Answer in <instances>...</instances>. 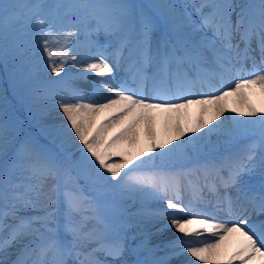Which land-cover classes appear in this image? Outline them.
I'll list each match as a JSON object with an SVG mask.
<instances>
[{"label":"snow or ice","instance_id":"6c2138e0","mask_svg":"<svg viewBox=\"0 0 264 264\" xmlns=\"http://www.w3.org/2000/svg\"><path fill=\"white\" fill-rule=\"evenodd\" d=\"M0 14L13 87L30 113L62 114L43 128L62 154L26 136L0 162V264H169L185 253L195 258L185 264H264V181L245 179L264 171V108L241 92L264 95V0H4ZM233 94L247 111L226 114ZM192 104L201 117L186 128L179 116ZM141 129L147 154L129 156ZM13 130L0 123V151ZM240 139L239 150L213 153ZM160 220L158 232L179 235L152 245L148 225ZM233 234L240 243L221 258Z\"/></svg>","mask_w":264,"mask_h":264},{"label":"rangeland","instance_id":"374dc122","mask_svg":"<svg viewBox=\"0 0 264 264\" xmlns=\"http://www.w3.org/2000/svg\"><path fill=\"white\" fill-rule=\"evenodd\" d=\"M4 2V0H0V3ZM7 2H15V0H7ZM178 2H184V0H178ZM1 22H3L2 14H0V26ZM10 29L12 31V26H10ZM0 44H2V39L0 38ZM39 67L41 69L45 68V65L43 63V58L39 57ZM70 71L72 73H75L77 71L76 68H70ZM3 79V80H2ZM11 81L4 69V66L0 64V123H2L5 119H7L10 123V125L13 126L14 130L10 131L9 133V143L7 145V152L12 148L14 149L20 141H22L26 136H31L34 138L38 143L39 141L43 140L44 143L42 145H45L47 148H49L52 152L60 155L61 147L59 140H54L51 136L45 134L43 131V128L47 125H53V124H59L62 118V114L53 112L50 115H47L45 117H39L35 113H30L28 106L24 103V101L21 99H18L19 92H21V89L19 86L16 88L13 87V85H10ZM90 84V85H88ZM77 85L84 89L85 91H89L91 89V83L90 81L85 80H79L77 81ZM22 93V92H21ZM104 95H107L106 93ZM11 96V99H10ZM94 99H96L98 102L103 103L104 100L100 96H95ZM251 103L255 108H258L256 104L253 102ZM25 109H28V111H25ZM259 109V108H258ZM108 113L104 114L103 116H100L96 118V122L98 123L101 119L106 118ZM163 116V115H162ZM199 116H195L192 121H190V124L186 126L184 123L185 121L180 118L179 121L182 125H184L186 128H190L195 125L197 119ZM165 119V114L161 118L160 123L158 124V127L156 128L157 138L159 141H161L162 134H161V126L163 123V120ZM211 140L213 142L216 141V137H211ZM237 142L238 146H237ZM247 141L240 139L238 141L225 144L223 141L220 143H217L215 145V148L213 149V153L222 156L226 154L227 152H234L241 148L243 144H245ZM4 151H0V160L3 156H5ZM126 154L129 155L128 150L126 151ZM76 155L78 156L79 153L77 152ZM112 162L116 163L119 162V157H113ZM135 162V161H134ZM258 172V170H255ZM160 207L164 206L163 204L159 205ZM153 207H156V205H153ZM135 211V208L132 209ZM162 221V220H160ZM158 221V222H160ZM155 222L154 224L158 223ZM148 225V229L151 231V244L157 245L159 242H154L157 240V229L159 228L156 225ZM136 231L135 227H131L130 232L131 234ZM130 234V235H131ZM166 244V243H165ZM163 245V244H159ZM15 249V248H14ZM157 255H164L163 251H160L157 253ZM178 257V256H175ZM104 258V257H101ZM143 258V256H141ZM174 257L170 259L169 264L171 263V260ZM111 258H109L110 260ZM130 260H133V255L130 254L129 256ZM136 259V256H135Z\"/></svg>","mask_w":264,"mask_h":264},{"label":"bare ground","instance_id":"6f19581e","mask_svg":"<svg viewBox=\"0 0 264 264\" xmlns=\"http://www.w3.org/2000/svg\"><path fill=\"white\" fill-rule=\"evenodd\" d=\"M231 82H234V80L232 79ZM209 83L214 85L215 88H217V86L215 85V82L210 81ZM88 85H90V84H88ZM199 91L207 92L206 85H205L204 89H200ZM241 92L243 93L247 102H253L254 104H256V106L259 109L264 108V95H261L258 89H241ZM193 98H195V97H193ZM223 103L226 104V107L229 110V112L226 114H231L232 109L238 110L237 115L239 114V112L247 111V109L244 107V103H243L241 97H239L235 94L226 97L225 100L223 101ZM104 114H106V113H102L100 116H103ZM162 115L164 116V114H162V113H159V112L156 113L155 128L158 127V124L160 123V120L163 117ZM196 115L199 116L198 118L201 117V106L196 105V104H192V105H189L186 109L181 110V114L179 116V119L181 118L182 121L184 120L185 121L184 123L187 126L190 124V121H192ZM100 116H98V117H100ZM98 117H95V119ZM203 118L204 119H211L210 113H204ZM169 123H170V121L165 116V119L163 120V123L161 126V134H162L161 141L164 142L166 145H167V140L169 137V132H168ZM229 123H230L229 121H226L225 127L229 126ZM148 144H149V140L144 135L143 130L141 129L139 143L134 145V146L127 147L129 156H131V155H137L138 156L140 151H144L147 154ZM165 223H167V221L162 220V221H160L154 225H156L160 228L161 225H163ZM156 235H157V240L154 242L167 243L168 241L175 239V237L178 236L179 234L176 233L174 229L166 228L163 231H159ZM208 236H209L208 234H205L204 237H208ZM239 243H240V238H239L238 234H233L230 237H228V239H226L222 244V249L225 253V256L221 257V258H226V254L228 252H231L233 249H235L239 245ZM196 246H199V245H196ZM194 259L195 258H192V257H190V255L185 253L184 255L174 257L171 260L170 264H185V262H191ZM196 264H200V262L197 261Z\"/></svg>","mask_w":264,"mask_h":264},{"label":"trees","instance_id":"16d2710c","mask_svg":"<svg viewBox=\"0 0 264 264\" xmlns=\"http://www.w3.org/2000/svg\"><path fill=\"white\" fill-rule=\"evenodd\" d=\"M1 23L2 24L0 26V38L2 39V43H3V35H4L5 25H4V22H1ZM8 32H9V34H11V32H12L10 29V26L8 27ZM21 95H22V93L19 92L18 99H20V100H21Z\"/></svg>","mask_w":264,"mask_h":264}]
</instances>
